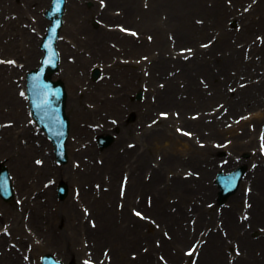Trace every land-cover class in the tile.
<instances>
[{"label": "bare ground", "instance_id": "bare-ground-1", "mask_svg": "<svg viewBox=\"0 0 264 264\" xmlns=\"http://www.w3.org/2000/svg\"><path fill=\"white\" fill-rule=\"evenodd\" d=\"M20 1L25 2V5L28 7L29 15L26 12V16L30 18V14L32 13L31 7L45 0H18L14 4H5L6 0H0V12L8 14L10 11L22 9V6L19 4ZM207 1H212V4L208 5ZM235 1L241 2L242 0ZM141 2H147L148 5L145 7ZM79 3H81L80 0H70L71 7L75 5L76 9L83 10V12L78 13L77 20L81 19V21L79 23L74 22V29L78 30L79 28L84 33L83 35L86 36L85 44L87 47L85 48L89 49L92 58L85 57L82 53L75 51L76 60L74 63L64 62L65 59H62V77L69 83V93H72L76 89L75 85H78L79 82L85 83V76L80 74V68L84 72V69L87 68L92 60L105 59L107 57L106 52L117 53L107 44L108 38L121 42V49L118 51L120 54L126 55L131 53L137 55L141 49H145L147 51L146 54L149 56L148 59L151 61L148 65L146 64L148 61L143 62L141 65L130 62V69H124L123 64L114 62L110 67L105 66L106 68H104V72L111 73L110 81L104 78L101 79L107 85L103 84V82L88 81L85 85L87 94L81 92L80 95L74 94V97L72 95L67 96L65 109L72 117V139L74 143L78 144V141H82L87 134L91 133L89 128L79 127L77 124L79 115L90 118L96 117L105 122L103 128L105 133H108L109 128L113 127V123L109 124L108 119L110 118L108 117L111 116L115 118L114 121H118L115 124L119 125L113 127V129L117 128L119 130L118 135L106 150H95L88 144L84 150L80 149L78 152H72V157L74 160L80 161L82 169L80 166L75 169L67 165L57 167L44 161L43 166H30L26 171L27 175H32L36 178L52 176L56 181L63 179L68 183H75L78 188L81 186L79 198L89 206L90 217L97 220L96 226L92 227L89 224V217L86 223L85 220L82 221L83 214L81 215L78 209V203L74 202L69 196L62 202H57L54 197L53 187L42 189L44 197H46L44 201H41L37 197L39 193L32 199L34 205H32L28 221L34 229V234L41 237V245L48 244L54 248H58L63 251V256L69 255L68 257L72 258L75 254L80 255L84 253L83 247L77 248L75 242L82 235H85L89 238L88 245L90 243H92V246L95 245L93 247L95 250H98L103 245L104 248H109L107 254L109 253L111 258L130 264V260L126 256L127 251L139 248L143 239L140 226L142 224L149 226L147 222L128 216L127 206L132 202L134 203V199L131 197L132 191L143 198L150 196L151 203L145 207V211H148V213L161 222L163 225L161 234L164 230L171 234L172 240L168 242L174 240L179 243L185 242L188 240L191 232L189 231L190 227H184L181 220H184L188 216L189 211L186 208L188 204L192 207L190 210L192 215L196 214L194 221L196 227L202 228L203 225L210 224L215 218L213 215L209 216L207 209L204 208L202 203L204 198L207 197L206 190L211 191L213 188L212 183H206L205 180L209 181L216 170L220 169L214 156L217 149L210 142L217 141L221 136H226L227 133H230L234 138L233 146L237 148L238 153L256 144L255 134L250 133L249 141L244 142L234 132L225 130L220 125L228 113H235L243 109L249 111L253 110L257 105H264V75L259 77L258 82L250 80L243 88L238 87L231 98H227L228 95L224 89L225 80H219V77L226 76L227 80L235 82L238 76H240L239 74H243L241 76H244L245 80H249L248 76L253 75L249 70L250 66H253L254 69L264 66V42L261 47L255 45L251 49L252 52L260 55L261 61H254L252 58L244 61L242 59V51L236 49L229 41L230 37H235L238 40L243 39L249 36L255 29H259L260 25L264 26V0H260L254 9L260 17L255 19L254 16L248 21H246L247 19L244 16L237 15L235 8H229L221 0H106L105 8L100 10L95 6L85 8ZM112 6H116V9L120 8L121 12L118 14L111 12L110 7ZM23 11L25 10L23 9ZM74 15V13L70 14L69 22L73 20ZM94 15L102 18L105 22L111 20L129 22V24H132L133 29L139 28L140 33L150 34L152 41L149 42L150 40L146 39L145 35H140L139 39L133 37L127 38L118 30H109L105 26L91 28L88 25V19L93 18ZM195 16H200L199 18L203 19L201 25L193 20ZM229 16H233L234 18L237 16V19L243 22V26L245 25L244 28L239 32L236 30L226 31L224 21ZM2 21H4L5 25L3 24V27H0V44L2 42L1 37L4 34L10 36V39L4 44L3 53L11 52L18 39H25L24 53L20 52L17 57L23 58L25 56L24 60L34 63L35 59L32 54L36 52L33 44V41L36 39L35 35L25 28L17 27L15 25L16 21L11 18L6 19L3 16ZM28 23L33 26L32 21H28ZM37 27L41 28V19L37 22ZM208 28L219 30L218 38H216L219 41H216L214 44L212 43V46L210 45L204 49L199 47L198 40L202 37H207V35L216 34L209 32ZM68 31L70 29L67 27ZM219 34L223 39L220 38ZM74 37L78 36L75 35ZM76 41L79 43L78 40ZM183 42L188 43L190 47H194L195 58L183 61V57L180 56L178 58L177 55L172 54V51L168 55L165 54V51L170 49L169 45ZM66 43H60V47L63 50L67 48ZM17 46L20 49L21 45L17 44ZM100 51L102 52L101 55L98 54ZM216 51L220 52L219 56L216 55ZM200 58L201 61L199 62ZM145 65L147 66L145 70L150 71L148 77H145L141 73V69ZM170 65L171 67H179L180 70L173 74L170 73L168 77H164L165 71L171 68L169 67ZM232 67L237 72L235 75H229L228 73ZM7 69H10V72L19 74L18 68H9V66L0 64V104L7 107L6 112L13 116V125H15L21 120V116L25 115V110L23 108V101L19 100L17 95H15V85L8 78L10 74L6 77L2 74V71L7 73ZM197 69L209 83L210 94H207V91L204 92L196 81L195 76H192V71H196ZM171 70H174V68H171ZM66 72H69V74ZM160 73L162 76H159ZM80 76L84 78L81 79ZM157 77L164 78L162 80L165 81L163 88L156 86L155 79ZM72 79H75V85L72 83ZM112 81L116 83L120 82V87L113 86ZM242 81H244L243 78ZM142 83H147L151 86L149 95H154L155 99L151 103L148 100L143 104L138 103L144 108L141 112L138 104L129 102L128 96L130 90H136ZM5 84L6 86H4ZM107 92L113 93V96L108 97ZM184 93L186 94L185 96ZM84 98L93 102L94 108L92 110L84 111L80 108ZM212 98L220 99L219 101H224V104L213 115L211 121H206L207 117H211L206 115L197 119L187 117V109L191 105ZM161 105L178 111V118H171L162 124V127L145 128L139 136L134 134V126H131L133 124H127L123 121V115L129 111H135L136 119L142 121L145 117L151 116L154 113L155 107ZM224 107H227L228 113L226 112V114L224 113L218 118L216 114H221ZM174 122H179V124L187 127L188 130H192L194 135L201 138L200 141H206L205 146L195 145V138L186 139L185 141L182 137L172 134L170 129L171 124ZM23 126V135H26L28 138L27 147L19 142V136L16 137V133L14 134L11 131V126L0 129V148H3V153H5V162L15 172L19 186L25 173H23L21 165L18 163L28 153L42 152L44 144V139H41L38 145H34L33 136L29 131L30 128L25 123ZM205 129L208 130L204 131ZM129 136L134 137L138 141L140 149H135L136 146L131 149L124 147V141ZM29 139H31L32 144L29 142ZM179 140H183V145L178 143ZM137 141H135L136 145ZM12 146H15V156L10 149ZM174 146H176L177 150ZM130 152H132L131 155L129 157L126 156ZM83 153H87L85 156L88 159H85V156L84 160L80 159ZM98 154L100 156L99 159H101L100 163L95 159V156ZM155 154H161V160L159 159V161L156 158V165L153 166L150 161L152 158H155ZM227 158L228 161L223 166L225 168H232L240 162L235 161L232 154L228 155ZM41 159L43 158L41 157ZM44 159H46V156H44ZM31 168H35L36 171ZM181 168L186 171L191 169V171L199 172V175L196 177L194 174H191L188 178H183L177 171V169L180 170ZM146 171L150 174L147 180L142 176ZM168 172L171 173L170 176ZM120 173L128 177L125 190L127 197L123 201L122 209L117 210L113 205L115 204L113 200H115L117 195L116 181L117 175ZM253 173L252 177L249 173L245 175L247 181L253 184V189L250 192L252 201V215L249 221L251 224L250 229L241 233L240 226L242 225L234 219V211L230 209L223 210L226 214L223 222L228 236L231 235L235 239L229 238L232 241H236L243 251L244 257L240 256L236 258V262L264 264V236L260 234L255 240L248 236V232L251 230L255 231L257 225L264 226V166H257ZM98 182L108 185V191L97 190L94 184ZM85 183L88 184L85 185ZM84 185L87 188H84ZM242 196L243 194L236 196L235 202L230 197L228 202L229 200L232 201V205L238 208L240 207V197L242 198ZM168 197L172 198L173 201L169 202ZM24 201L28 205L31 204L29 197ZM55 205L56 209L51 208V206L55 207ZM171 206L176 207L174 211H172ZM42 208L45 210L44 214L43 210H41ZM11 212H13L12 208L10 209ZM13 217V220L19 221V215L14 214ZM115 222H120L124 226L120 227ZM130 222L133 223V226H131L133 230L131 235H128ZM58 226H60L59 229L57 228ZM154 235L160 236L158 231H155ZM146 238L147 251L139 252V258L133 262L135 264H162L153 258V252L157 250L156 246L153 245V237H147L146 235ZM159 240H161L159 248H162L173 262L182 260L180 251L171 252L170 248L174 244L164 242L162 235ZM2 241H0V245ZM228 247L229 244L226 238L221 235L219 229L218 232H211L208 235L206 243L201 246L197 262L199 264H228L227 255L223 252V248ZM257 251H259V254H257ZM14 253L15 250L4 252L0 256V264H22L19 258L18 260L12 255Z\"/></svg>", "mask_w": 264, "mask_h": 264}, {"label": "rangeland", "instance_id": "rangeland-1", "mask_svg": "<svg viewBox=\"0 0 264 264\" xmlns=\"http://www.w3.org/2000/svg\"><path fill=\"white\" fill-rule=\"evenodd\" d=\"M8 1V4H14L15 2H17L18 0H7ZM89 1V0H88ZM215 1V0H214ZM233 0H223V2H226V4L227 5H229V7H232V4H233V2H232ZM46 4H48V0H47V2L45 1L44 2V6H46ZM96 5H98V2H96L95 3ZM207 4L208 5H210V1H207ZM242 3H238V4H236V6H237V9H239V7H240V5H241ZM22 5H25V2H22ZM43 5V4H42ZM84 5L86 6V3H84ZM44 6H41L40 8H39V10L36 12L37 14L39 13V12H41V14H40V17L42 18V16H43V14H42V9H43V7ZM116 8V7H115ZM41 9V10H40ZM42 15V16H41ZM200 16H195L194 18H193V20H196V21H199L200 22V24L197 22V24H199V25H201L202 23H203V19H201V18H199ZM22 18H23V16H21L20 17V20H21V24H22V26L23 25H26L28 22V20L27 19H25V20H22ZM35 18H36V21H37V17H36V14H35ZM32 19H34V17L32 18ZM93 20V19H92ZM92 20L91 21H89V25L90 26H93L92 24ZM225 23H226V29L229 31V30H237V29H239L242 25H240L239 24V22H238V20H233V19H226L225 20ZM43 26H44V24H43ZM30 28H32L33 30L35 29V26L34 27H30ZM112 28H117L116 26H114V27H112ZM39 29V28H38ZM118 29V28H117ZM207 30H209V32H212V33H216L215 35H207V37H205V38H202V39H200L199 41H200V43H203V42H206V41H208L209 39H213V40H215L216 38H218V32H219V30H215V29H211V28H208ZM61 33H63L62 31H61ZM256 33H258V32H254V33H252L251 34V39H250V42L251 43H253V42H255V38L257 39V37L256 36H258V37H260L261 35H258V34H256ZM32 34H35V37H37L38 38V34H40V32L38 31V32H32ZM63 35H65V33H63ZM68 35V34H67ZM140 35V34H139ZM62 36V35H61ZM219 36H220V38L221 39H223V37L219 34ZM68 40H69V38H68ZM215 41H219V39H216ZM229 41L231 42V43H233V44H235V46L237 47V48H240L241 46H240V42L235 38V37H230V39H229ZM69 42L71 43V41L69 40ZM183 43H186V42H183ZM183 43H175V45L174 46H176V47H179V46H182V44ZM72 47H74V45L73 44H70ZM154 46V45H153ZM246 46V45H245ZM118 48V47H117ZM244 48H242V49H240V50H243ZM248 49H249V45H247L246 47H245V50H246V52L248 51ZM146 53H145V50L144 51H141V54L139 53V54H137V55H135V54H130L129 56H123V57H120L121 59L120 60H118V58L115 56V55H110L109 57H108V62H110L109 64H111V63H113V62H116V61H118V63H122L123 65H124V69H130V67H129V64H130V62H132V63H136V64H140L139 63V61L141 60L140 58L142 57V56H144ZM216 55H220V52L219 51H216ZM130 56H132V58L130 57ZM257 55H254V58H255V60L257 59ZM247 58V54H245V57H244V59H246ZM250 58V57H249ZM135 59V60H134ZM131 60V61H130ZM127 62V63H126ZM22 63L24 64V66H27L26 64V62L25 61H22ZM27 68V67H26ZM250 69L251 70H253V67H250ZM264 69L262 68V69H260V70H258V72L259 73H261L262 71H263ZM229 73H236L235 72V70L234 69H229ZM220 78H223V76H220ZM88 79H91V77H90V73H89V75H88ZM201 80H202V82H203V85L204 86H206L207 85V83H205V80L201 77ZM230 85V84H229ZM117 86H119V85H117ZM225 86H226V83H225ZM81 87H83L84 88V86L82 85V86H79V88H77V90H76V92L78 93V94H80V92L83 90V88H81ZM230 87V86H229ZM233 87V88H232ZM235 87L236 86H231L230 88H232L233 90L235 89ZM207 88H205V90H206ZM232 90V91H233ZM206 91H209V90H206ZM209 92H211V91H209ZM136 94L137 93H135V92H133V93H131V95L129 96V98H130V100H132V101H135L136 102V100H138L137 98H136ZM229 96V95H228ZM220 99H217V98H212V99H210V100H202V101H200L199 103H197V104H195V105H191V106H193V107H191V108H188L187 110H188V114H189V116L192 114V112L193 111H196L197 109H202V108H205L204 110H206V111H213L215 108H216V106L220 103V102H222V101H219ZM84 101V103H83V106H84V108H86V110H91V108L93 107V104H92V101L91 100H89V99H84L83 100ZM192 102H196V101H192ZM160 109H167V108H160ZM156 112H154L155 114L157 113V110H155ZM200 111H202V110H200ZM215 112V111H214ZM214 112H212L211 114L213 115L214 114ZM197 113V112H196ZM194 114V113H193ZM238 114L237 113H235V114H233V115H231V118H236V116H237ZM242 116V115H241ZM124 117H125V123H127V124H133L134 125V134H138L140 131H141V127H142V121L141 122H139L138 120H136L135 119V115H133L132 116V118H131V114H124ZM153 117H155L154 115H153ZM152 116H150V117H148L146 120L148 121H150V119L151 118H153ZM171 117V116H170ZM217 117H218V115H217ZM251 117H252V114H249V118H248V121L247 122H242V124L240 125L239 123L237 124V125H235V127H234V132L235 133H237L236 135H238L239 136V138L240 139H246V137H247V135H246V131H245V129L246 130H250V131H252L253 129H255V122H253V120H252V122H250V120H251ZM213 118V116L212 117H208L206 120H208V119H210L209 121H211V119ZM219 118V117H218ZM231 118L230 119H226L225 120V122H223V124H226L227 122H229V123H227V125H225L226 127L227 126H229L228 124H231ZM4 119H7L6 117H4ZM96 120V122H94ZM98 119H94L93 118V120L91 121L90 120V118H87V119H85V121H82L84 124L86 123V124H88V125H96V126H99V124H98V121H97ZM95 123V124H93V123ZM100 123V125H103V122H99ZM260 124L261 123H263V121H261V122H259ZM140 124H141V127H140ZM117 126V125H116ZM115 126V127H116ZM89 127V126H88ZM92 127H94V126H92ZM232 127V125L230 126V127H227V128H231ZM89 128H91V127H89ZM140 130V131H139ZM118 131L119 130H117V128L116 129H113V130H111V133H113V135L115 136V138H114V140L116 139V136L118 135ZM206 131H207V129H206ZM243 131H245L243 134H242V132ZM172 132H176V130L173 128V126H172ZM234 134V133H233ZM102 135H104V136H109V134H102ZM132 138H134V137H126V139H125V141H124V147H126V145H128L131 141H135V140H133ZM222 138V139H221ZM221 140L220 141H225V140H229L230 141V143H229V145H227V147H225L226 149H225V151L224 150H222V151H219V153H215L216 155H218V157H224V155L227 153H231L234 157H241L243 154H239L238 153V150H237V148H235L234 146H232V143L234 142V138L231 136V138L233 139V142H232V139L230 138V136H225V137H222L221 136ZM94 141V140H93ZM94 142H96V141H94ZM200 142H203V141H199V138H195V143L196 144H198V143H200ZM125 143H127V144H125ZM153 145H155L154 143H153ZM94 147L97 149L98 148V145L95 143V145H94ZM107 147V146H106ZM103 148H105V147H103ZM156 152V151H155ZM248 152H250V150L248 151ZM131 153L132 152H130V153H127L126 154V156H128L129 157V155H131ZM244 153H246V154H248V156H250L249 155V153H247V152H244ZM226 154V155H227ZM254 154H256L257 155V157H258V159H261V155H259V153H258V151H255V153ZM238 155V156H237ZM35 155L33 154L32 156H31V158H29V157H27V158H25V163H31V164H33V161H32V158L34 157ZM83 155H81V157H82ZM96 157V156H95ZM98 157V156H97ZM161 157V154H155V158H160ZM220 157V158H221ZM155 158H152V160L150 161L151 163H152V165L154 164H156L155 163ZM28 161V162H27ZM68 161H70V159L68 160ZM217 161H219L218 159H217ZM252 161L253 160H250V157H249V161H248V165H250L251 163H252ZM0 162H2L1 161V159H0ZM67 164V163H66ZM181 170H183V169H177V171L178 172H180V174H183V173H185L184 171H181ZM145 173L146 172H144V174H142V176L143 177H145L144 175H145ZM169 174H171L170 172H168ZM149 174V173H148ZM11 176H12V174H10ZM29 179L30 178V175H27V176H25V179ZM46 177H43V178H41V180H43V179H45ZM27 179V180H28ZM37 179V178H36ZM145 179V178H144ZM40 180V181H41ZM206 181V183H208L207 182V180H205ZM40 183V182H39ZM97 184H99V183H97ZM75 187L76 186V184H70V189H71V191L73 192V187ZM86 185V184H85ZM84 185V188H87L86 186ZM105 187H107L106 185H103V189L104 190H106V188ZM26 188H30V185H27V186H25V189ZM244 184L242 183L241 184V191H243L244 189ZM70 191V193H72ZM24 192H26V190H24L23 191V193ZM70 195V194H69ZM56 196V195H55ZM135 196V202L136 201H138V202H140L141 200H140V196L139 195H134ZM41 197H43V196H41ZM57 198V197H56ZM16 200H19V198H18V196H15L12 200H10V201H7V202H5V201H3L1 198H0V204H2L3 206H8V205H12V206H14V205H16V206H14V207H17V210L20 212V217H21V220H22V224H21V231H22V233H24V234H26L27 236H29L31 233H32V231H33V228L31 229V227H30V225H29V223L27 222V218H28V215H29V213H30V207L28 206V207H25V204H22V205H20L19 203H17V201ZM42 200V199H41ZM169 201L170 202H172L173 201V199L172 198H169ZM114 202L115 203H118V202H120V199L119 198H116V200H114ZM204 203H211V202H213V200H211V198H206L204 201H203ZM121 203H122V201H121ZM136 204V203H135ZM226 205H228V203L226 204ZM3 206H1L0 205V208H2ZM79 206V208L81 207V204H79L78 205ZM142 206H144V203L140 206V209L142 210ZM50 207V206H49ZM48 207V208H49ZM221 206H219V207H215L214 209H211L212 211H217V213L221 210V208H220ZM136 209V208H138L137 206H135V205H128V207H127V211H128V216H130V215H133V212H132V210H130V209ZM175 208L176 207H172V211H174L175 210ZM190 206L188 207V209L190 210ZM81 209V208H80ZM208 209H210V208H208ZM231 209L233 210V211H236V206H234V207H231ZM41 210H43V208L41 209ZM82 210V209H81ZM24 212H26V213H24ZM45 213V210H43V214ZM129 213H130V215H129ZM251 213V212H250ZM22 215H23V217H22ZM237 215H238V217L239 216H241V217H243V215H242V213L241 212H238L237 213ZM245 215H249V213L248 212H246V214ZM10 215H4V218H3V220H1V222H0V226H6V224H7V219H12L11 217H9ZM134 216V215H133ZM9 217V218H8ZM92 218V217H91ZM92 219H94V218H92ZM157 220V219H156ZM218 220V219H217ZM10 221V220H9ZM187 220H185L184 222H186ZM155 223V226L154 225H152V224H150L149 225V227H150V230H152V232L153 231H156V230H159V229H156V228H161V227H163L162 226V224L159 222V220H157L156 222H154ZM115 224H117V225H120V227H122V226H124V225H122L120 222L119 223H116L115 222ZM12 225H13V222H12ZM126 225V224H125ZM215 226L217 225V226H219L220 225V220L218 221V222H216V224H214ZM132 224H131V222H130V226L128 227V229H129V233H128V235H131V232H132ZM157 226V227H156ZM211 226H213V225H211ZM211 226H210V228H211ZM213 227L214 229V231H215V228L216 227ZM249 225L248 224H246V226H243V227H246L247 229H249V227H248ZM12 227V226H11ZM8 228H9V225H8ZM58 229L60 228V226H58L57 227ZM257 228L260 230L259 232H262V234H264V232H263V230H264V227H261V226H257ZM243 229H245V228H243ZM147 230V228L146 227H144V225H142L141 226V231L143 232V234H146V231ZM160 231V230H159ZM198 231H201L200 229H196L195 230V236H193L192 235V238L191 239H189L190 237H188V239H189V241L188 242H186V243H179V242H174V245L173 246H171V252L172 253H174L175 251H176V249H181V254H183V251H184V249H186V247H188L191 243H192V241H194L193 239H195V237L196 236H198L197 234H198ZM152 232H147V235L148 236H151L152 235ZM166 232V231H165ZM15 234H17L18 235V237L19 238H21V234L19 233V232H16ZM253 234H255V233H252L251 235L253 236ZM15 237H17V236H15ZM254 237V236H253ZM87 237L86 236H82L81 238H79V240H77L76 242H75V246L77 247V248H79L80 247V245L86 250V252L88 251V250H90V251H92V250H94L93 252H94V255H91V257H89V258H91L92 260H94V261H96L97 262V260L98 259H100L99 258V256L102 254V250H108V249H103V245H101L99 248H98V250H95V248H93L95 245H93L92 246V243H90L89 244V246H87V247H85L84 246V244H83V242L85 243V242H88L87 240ZM156 239V238H155ZM93 242V241H92ZM143 243H146L145 241H142ZM158 241H156V243H157ZM77 243V244H76ZM27 244H29V248H28V250H29V252H33L34 251V257H35V259H36V257L38 256V255H41V254H45V253H49V254H53L54 255V257L55 258H58V259H60L64 264H68V263H70L71 262V260L73 261V262H75V263H77V264H83L84 262V258H86V256H88V254H86V252H84L83 254H80V255H77V254H75L74 255V257H72V258H69L68 256L69 255H67V256H63V251L62 250H60V249H58V248H54V247H52V246H50V245H48V244H46V245H39L40 246V248H37L35 245H33V241L32 242H27ZM37 245H38V242L36 243ZM4 246H6V244L4 245ZM76 247H74V248H76ZM4 248V247H3ZM86 248H88V249H86ZM36 249V250H35ZM144 249H145V247H144ZM3 250V249H2ZM238 251V250H237ZM20 252H23V249H21V251ZM96 252V253H95ZM139 251H138V249H129L128 251H127V257L129 258V260H130V262L131 261H135L136 259H137V253H138ZM158 254V253H157ZM135 255V256H134ZM137 256V257H136ZM154 256H155V253H154ZM164 256V255H163ZM21 257V256H20ZM18 258H19V256H18ZM164 258H166L165 256H164ZM21 259H22V257H21ZM167 261V260H166ZM85 262H87V260H85ZM111 262V261H110ZM109 262V264H113V262L112 263H110ZM117 263L116 264H124L123 262H122V260H118V261H116ZM134 262H131V264H133ZM33 264V263H32Z\"/></svg>", "mask_w": 264, "mask_h": 264}, {"label": "snow or ice", "instance_id": "snow-or-ice-1", "mask_svg": "<svg viewBox=\"0 0 264 264\" xmlns=\"http://www.w3.org/2000/svg\"><path fill=\"white\" fill-rule=\"evenodd\" d=\"M9 63H11V62H9ZM37 163H39V161H38ZM138 215H139V214H138Z\"/></svg>", "mask_w": 264, "mask_h": 264}]
</instances>
